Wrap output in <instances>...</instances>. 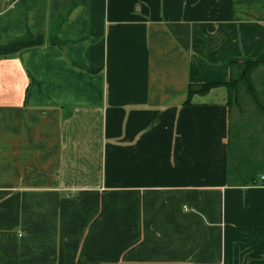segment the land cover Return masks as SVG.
Returning a JSON list of instances; mask_svg holds the SVG:
<instances>
[{"label":"crops","instance_id":"crops-1","mask_svg":"<svg viewBox=\"0 0 264 264\" xmlns=\"http://www.w3.org/2000/svg\"><path fill=\"white\" fill-rule=\"evenodd\" d=\"M254 61L264 0H0V264H264Z\"/></svg>","mask_w":264,"mask_h":264},{"label":"rangeland","instance_id":"rangeland-1","mask_svg":"<svg viewBox=\"0 0 264 264\" xmlns=\"http://www.w3.org/2000/svg\"><path fill=\"white\" fill-rule=\"evenodd\" d=\"M259 66V65H258ZM257 66V67H258ZM244 66L242 65L243 69ZM251 85L252 87L249 88L248 82L244 79L239 81L236 89L238 91L239 101L241 102L240 108L241 110L246 113L254 112L255 111V104L251 99V96L257 99L259 103V111L264 113V73H260L257 77L252 78L250 75ZM262 121V120H261Z\"/></svg>","mask_w":264,"mask_h":264},{"label":"trees","instance_id":"trees-1","mask_svg":"<svg viewBox=\"0 0 264 264\" xmlns=\"http://www.w3.org/2000/svg\"><path fill=\"white\" fill-rule=\"evenodd\" d=\"M258 65H259V62H256V61L243 63L244 68L241 70L239 77L236 79H231L228 83H226V86L229 89V91L230 92L234 91L239 81H241L242 79L246 80L248 82L249 88H251L252 85H251L250 75L257 68ZM214 86L215 84H202L199 86L189 87L188 91H189V94L196 92V91L206 92Z\"/></svg>","mask_w":264,"mask_h":264},{"label":"built area","instance_id":"built-area-1","mask_svg":"<svg viewBox=\"0 0 264 264\" xmlns=\"http://www.w3.org/2000/svg\"><path fill=\"white\" fill-rule=\"evenodd\" d=\"M260 179H261V185L264 186V174H262V175L260 176Z\"/></svg>","mask_w":264,"mask_h":264}]
</instances>
